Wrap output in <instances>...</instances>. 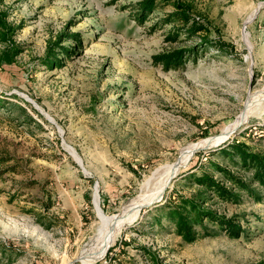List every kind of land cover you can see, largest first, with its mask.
Wrapping results in <instances>:
<instances>
[{"label":"rangeland","instance_id":"374dc122","mask_svg":"<svg viewBox=\"0 0 264 264\" xmlns=\"http://www.w3.org/2000/svg\"><path fill=\"white\" fill-rule=\"evenodd\" d=\"M140 1H0L15 28L0 41V264H152L148 251L159 264H264V191L207 203L240 217L239 238L207 225L188 243L151 215L193 194L210 153L236 142L264 156V0H157L147 19ZM176 6L204 31L168 40L177 24L160 21ZM55 45L71 53L49 66Z\"/></svg>","mask_w":264,"mask_h":264},{"label":"trees","instance_id":"16d2710c","mask_svg":"<svg viewBox=\"0 0 264 264\" xmlns=\"http://www.w3.org/2000/svg\"><path fill=\"white\" fill-rule=\"evenodd\" d=\"M155 1L157 0L140 1L138 3L139 6L135 8L137 10V17L139 18L141 13V16L143 15L142 19H144L147 14L152 13ZM4 18L5 16L0 14L1 42H5L6 39L15 35V28L7 25ZM142 19L140 18L139 20ZM160 22L165 25L170 23L177 24L173 28V31L166 35L168 40H176L178 35L183 33L189 38L197 37L198 32L204 31L202 26L191 21L186 10H181L178 6ZM1 30L3 31L1 32ZM66 39L75 41V47H78L81 43L80 39L74 35L68 36ZM60 41L62 42L63 39L61 38ZM203 43L208 44L206 40ZM226 47L222 42L211 46L216 51L228 53L226 52L228 49ZM51 48L52 46H50V53L52 54L48 57L49 66H59L60 62L56 55L66 56L71 53V50L59 45H55L53 50ZM55 48L60 49V54H55ZM182 55L179 52L162 55L156 57L155 61H158L163 67L168 68L176 65ZM185 55L193 58L197 55V52L196 50H189L185 52ZM209 156L210 158L207 162L199 167L198 175H192L195 191L189 198L178 196L175 200L166 199L161 207H156L151 212L152 224L161 227V220L166 219L173 228L175 235L188 243L197 239L198 229H205V234L209 235L210 231L207 230V225L217 226L230 238H239L241 233V228L238 224L240 217H227L218 214L208 208L206 206L207 203L215 198L217 203L240 204L243 201V194L259 200L261 192L264 191L263 155L249 151L241 144L233 142L220 149L219 152L210 153ZM8 160L9 158L0 155V180H2V176L7 171V168L2 169V167L6 165ZM215 160H219L220 162H216ZM239 171L243 173L240 174ZM248 173L250 175H247ZM146 253L152 264H159L160 260L157 256L149 251Z\"/></svg>","mask_w":264,"mask_h":264},{"label":"bare ground","instance_id":"6f19581e","mask_svg":"<svg viewBox=\"0 0 264 264\" xmlns=\"http://www.w3.org/2000/svg\"><path fill=\"white\" fill-rule=\"evenodd\" d=\"M241 118L240 119H238L237 120V122L235 123V125H232L231 127H229V128H226L225 129V132H224V136H225V138H226V136H228L233 130H234V128H236L240 123H241ZM197 149H199L198 148V145H196V146H190V147H188L186 150L189 152V153H191L192 151H194V150H197ZM76 160L78 161V163L80 164V160L79 159H77L76 158ZM163 188H161L160 190H158L157 191V196L158 197H160V195H161V193H162V190ZM154 197H156V195L154 196ZM157 198V197H156ZM100 216V219H101V221L106 225V227H108V226H111V225H113L112 224V222H111V220H107L105 217H103V215H99ZM112 234L111 233H109V235H108V237H107V242L105 243V244H103V245H100V246H98V247H96L95 249H94V256L95 255H97V254H100L102 251H104V250H106L108 247H109V244L111 243V240H112ZM93 257V256H92ZM91 257V258H92ZM85 261H87V260H85Z\"/></svg>","mask_w":264,"mask_h":264},{"label":"water","instance_id":"95a60500","mask_svg":"<svg viewBox=\"0 0 264 264\" xmlns=\"http://www.w3.org/2000/svg\"><path fill=\"white\" fill-rule=\"evenodd\" d=\"M80 164H81V162H80ZM95 206H96V210H97V213H98V211H99V207H98V197H97V204Z\"/></svg>","mask_w":264,"mask_h":264}]
</instances>
